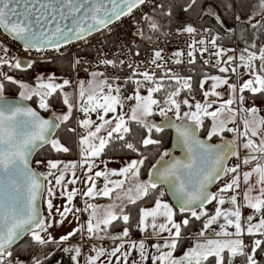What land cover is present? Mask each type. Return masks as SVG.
<instances>
[{
	"label": "water",
	"instance_id": "obj_1",
	"mask_svg": "<svg viewBox=\"0 0 264 264\" xmlns=\"http://www.w3.org/2000/svg\"><path fill=\"white\" fill-rule=\"evenodd\" d=\"M146 0H0V31L24 50L81 40L107 27ZM28 69L24 59L17 63ZM264 75V60L259 63ZM57 119L42 117L23 99L0 98V251L19 243L43 221L45 180L31 163L57 133ZM170 131L165 159L149 171L177 211L194 213L207 205L229 158L230 139L211 142L198 135L194 122L164 116L155 123Z\"/></svg>",
	"mask_w": 264,
	"mask_h": 264
},
{
	"label": "trees",
	"instance_id": "obj_2",
	"mask_svg": "<svg viewBox=\"0 0 264 264\" xmlns=\"http://www.w3.org/2000/svg\"><path fill=\"white\" fill-rule=\"evenodd\" d=\"M145 23L142 26V35L145 39H152L163 35L166 30H172L175 26H191L193 28L206 26L217 34L216 42L220 43V46L226 47L235 43L252 54L257 53L264 47V0H162L158 7L149 12ZM226 63L224 64L225 66ZM29 67L26 70L20 68L13 69L10 75L11 78L2 82L0 81L3 87L2 98H17L15 93L18 90V86L15 82L24 80L26 83H30L32 72L35 70H48L56 77L59 76L68 80L71 77L70 65L68 60L65 59L54 62H43V64L32 63ZM224 70L225 73H222L220 70H217V72L224 76L228 75V70L226 68ZM192 73L190 80L191 88L187 92L192 91L198 95L199 79L204 75L209 76L211 72L206 68L196 66ZM102 75L103 73L100 74V77ZM100 87L102 85L97 86V88ZM126 89L122 93V98L127 96L129 91H132L129 85ZM176 92L177 89L172 91L174 95ZM187 92L180 91L178 94L179 97L181 96L178 107L186 111L185 115H182L184 118L180 119L183 122H186L184 119H186V115H188L187 113L190 112L192 107L191 104H193L187 99L186 103L189 105L184 104L183 98L186 97ZM243 93L251 101L256 102L257 105L264 106L262 91H258L255 94H249L248 91H243ZM259 96L263 97L262 101ZM36 100V95H32L26 102L34 106L42 117L52 116L55 118L53 113H59L60 109L63 110L64 106L66 109L67 106L65 105L64 97H61L60 92L56 90L46 96L44 103L46 107L43 110H39L36 106ZM59 107L61 108L59 109ZM152 115L153 118H156L155 114L152 113ZM73 119L74 117L69 116L58 121L57 133L52 137L47 147L35 153L34 160L31 163L32 166L37 160L74 161L77 158ZM207 119V116H203L199 123L196 124L199 127L198 135L202 138L206 136L209 127ZM125 120L128 130L120 135L117 132L113 133L106 141L107 144L103 145L99 156L100 158H106V160L132 158L136 163V173L139 179L146 178L148 180L149 171L153 168L155 162L160 161V157L163 156L165 158L167 155L166 150L171 142L170 131L168 129L158 130L155 124L149 129L139 122L137 123L130 119ZM222 134L228 139L231 138L228 132L222 131ZM207 138L211 142L221 140L216 136ZM225 176L226 172L219 179L217 185ZM213 193L207 205L202 209L194 211V213L180 212L173 208V218L178 225L179 231L178 240L175 242L176 246L173 248L174 256H179L184 250L186 237H195L202 233L203 221L213 214L215 201ZM165 195L159 185L149 184L147 189H145L144 195H141L135 201L125 203L123 209L119 210V215L115 220L101 228L100 234L107 235L104 236V240L107 243L108 240H111L110 238L115 237V242H112L113 244L111 243L109 247L115 248L120 239L124 240L129 238V236L136 235L138 231L139 211L142 208L153 207L157 199L168 201ZM260 210L261 212L264 211V205L260 207ZM43 211L45 212L44 209ZM44 212L43 221L33 232L46 225L47 219ZM261 228L260 233L244 235L245 238L249 237L253 241L258 242L255 247L251 244L244 245L242 247L244 256L238 253L233 257H229L227 253L223 252L221 264H244L245 255L249 252L254 255V260L250 264H264V223H262ZM81 236L77 231L71 237H68V240L64 243L37 244L30 237V234H27L19 243L12 245V247L5 251H0V264H10L12 261L17 264H25L29 260L32 264H76L74 256L81 250L80 245L77 243ZM91 244H93L91 241L88 242L89 246ZM6 255L7 257H5ZM215 263V256L209 255V257L203 259L198 264Z\"/></svg>",
	"mask_w": 264,
	"mask_h": 264
},
{
	"label": "crops",
	"instance_id": "obj_3",
	"mask_svg": "<svg viewBox=\"0 0 264 264\" xmlns=\"http://www.w3.org/2000/svg\"><path fill=\"white\" fill-rule=\"evenodd\" d=\"M260 51H264V47H262ZM246 54H250L248 56L250 61L246 57L243 59L240 58L233 68V71L227 69L229 74L222 76V78H226L227 81L233 83L230 96L231 99L228 98L226 104H222L216 97H210L213 101H209L199 89L198 95L201 99L200 103L204 102L209 104L206 106L208 113L204 114V116L207 115L209 119L214 122L215 120L218 121V117L223 119L217 123V127L209 129L208 134L210 137L213 133H217V131L232 133L234 135H232V139L235 143V150H239L240 153L248 155L249 157L247 158L254 161L256 160L254 155L259 152L264 153V106L261 107L254 104L248 97H245L243 94L241 95L240 92L242 89H248L251 94L259 89L264 91V75L259 70V63L261 61L256 64V59L258 58H255L254 54L252 55L249 52H246ZM248 61L251 62V65ZM249 71L251 73H249ZM90 77L91 79L85 77L84 86L87 90H89L90 87L93 90L92 92L97 91V75L90 74ZM226 86L227 85L224 84L221 91H223ZM227 91H225V94ZM232 112L233 115L236 112L237 120H234V123L227 120L225 121L223 115L228 117L227 114ZM239 112H241V114ZM239 114L244 116V121L242 119V121L239 120ZM251 116H253V122H257L256 125H254L253 122H249ZM199 121H195V123L198 124ZM127 129L128 128H122L121 132H125ZM106 141L107 140L103 139L100 142L96 156L89 155L83 159L79 158L77 160L76 158L74 161L48 160L44 163L45 173H43V177L46 186L43 197L45 199L47 192L50 191L52 202L49 203L50 205H48L47 211L44 212L47 219L46 225L30 234V237H32L37 244L64 243L68 240V237H71V235L77 231L79 235L86 237L88 241L97 240L96 232L107 223L102 224V226H95L92 221H87L85 223L84 220L81 223L73 209V199L76 195L81 196L82 203H89V208L91 209L89 212L90 215L96 204L100 206L109 204L114 196V192L119 189L122 190L128 182L127 179L131 177L134 178L136 182L135 187L139 185L141 188H145V183L141 178L139 179L136 173V163L132 158H126L118 162H115L114 159L106 160L105 158H100L101 149L104 144H107ZM90 151L91 148L86 152V155ZM88 158H90V160L92 159L90 163L86 161ZM114 162L117 163L120 168L118 174L107 172L109 171L108 168L112 169L108 164H113ZM81 164H84L85 168L88 167L89 169L86 176L81 172ZM92 164L103 167L99 175L95 174L96 169ZM74 170L77 172V191L70 192V178H72L70 174H72ZM116 176H118V179ZM88 178L94 180L96 187H88L90 195L87 197L81 192V188L84 185L83 181L88 180ZM232 185H236V180H234ZM56 187H58V189L55 191ZM213 191L215 195L213 214L203 221L202 233H200V235H198L199 238L193 242V246L189 248L185 247L179 256H174L173 254V248L176 246L175 242L178 240L179 234L178 225L173 218V205H171L169 201L157 199L153 207L142 208L139 211L138 231L136 235H132V238L129 236L131 239L127 238L120 240L113 249L101 247V244H91L88 246L89 250L86 253L81 249L75 254L74 262L76 264H198L203 259L209 257V255H213L216 260L215 264H221L223 252L227 253L229 257H233L238 253L241 255L243 247L241 236L259 232H244L243 229L253 224L249 219L250 217H247L241 230L236 227V225L241 227L240 213L246 206H249V203L244 202L241 197L243 189L241 188L239 194L234 193L235 191L230 190L229 185H225V183L221 181ZM131 192L134 193V189H132ZM133 200L134 198L132 197L129 199L119 198V204L115 209L117 210L115 218L119 215V210L123 209V205ZM56 202L58 203L56 204ZM262 205L263 204L259 205V207ZM85 207L88 208V205H85ZM43 208H45L44 203ZM89 217L90 216H88L87 220H89ZM115 218L111 222H113ZM235 218H238L237 223ZM224 226H227L230 230L226 229ZM213 242L222 243V247L217 248V246L221 245L214 246L215 243ZM250 253L251 252H249L247 256L245 255L246 258H244L247 264L251 263L249 260Z\"/></svg>",
	"mask_w": 264,
	"mask_h": 264
},
{
	"label": "rangeland",
	"instance_id": "obj_4",
	"mask_svg": "<svg viewBox=\"0 0 264 264\" xmlns=\"http://www.w3.org/2000/svg\"><path fill=\"white\" fill-rule=\"evenodd\" d=\"M189 27H191V26H189ZM234 44L235 43H232L230 46H226V47L227 48H234ZM222 47H225V46H222ZM245 50L246 49L242 48L240 56L237 57L238 60H240V58H245V57L248 58V56L250 54H246V52H248V51H245ZM253 54H254L255 58H258V59H256V64H258L259 61L264 60V51H258L257 53H253ZM228 58L229 57H227L225 59L226 62L229 61ZM65 60H68V63L70 65L69 58H66ZM248 60L250 61L249 58H248ZM226 62H224V64ZM249 63H251V62H249ZM224 68H225V65H223V67H221L219 70L222 73H225ZM233 68H234V66L230 67V70L233 71ZM88 73H90V72H88ZM99 73L101 74L102 72L99 70H96V71L90 73V74L97 75V78H96L97 79L96 80L97 86L102 85V87H100L99 89L97 88L96 89L97 91H94V92H92L93 90L90 87H89V90H87V88L84 86L85 81L78 82L77 85L74 86L72 81H71L72 80L71 77H70V80H68L67 78L63 79V77H59V76L56 77L54 74H52V72H50L48 70H44V71L35 70L34 72H32L30 83H26L24 80H18L17 82H15L16 85L18 86V90L15 93L17 98L18 99L20 98V99L27 101L29 98L32 97V95H36V97H37L36 106L39 108V110L45 109L46 106H44V103H45V98L47 95L53 93V91H55V90L60 92V95H61V97L62 96L64 97V100L66 102L65 105H67V106H66V109L64 106L63 110H61L60 109L61 107H59L60 112L55 113V114L53 113L55 118H57V120H56L57 123L59 120H63L66 117H69V116L74 117V106H75L74 102H75L76 98H77V101L79 103L86 101L89 104V111L91 112V115L89 116V118H85V120L79 122L78 126H76L77 125L76 120H75L76 117H74V119H73L75 138H76V144H77L76 145L77 160L79 158L83 159L89 155L96 156L97 155V148L99 147V144L103 139L108 140L109 137L112 136V134L115 132H117L119 135L124 133V132H121V129L127 128L126 127L127 124H125V122H126L125 119H130L131 121H135L137 123L139 122L141 124H144V126L146 128L150 129L151 127L154 126V124L156 122L158 123L161 119H163L164 116H170L174 121H180V119L184 118L182 115H185L186 111H183L182 109H180L178 107V103L181 101V96L179 97L178 94L180 91H182V92H187V91H184L183 87H180L178 82L174 83V82L167 81V82L159 83V82H156V80H149L146 83L141 82V83H137L135 86H131L129 84H122V83L116 82V80L113 77H107L104 74L100 77ZM90 74H88V75L86 74L85 77H88L91 79ZM221 75H223V74H220L217 71L214 73H210L209 76L204 75L199 79L198 86H199V90H201L204 97L205 98L207 97V99L209 101H213V99H211L210 97H214V98L216 97V99L219 100L220 102H222V104H226L228 101V98H230V96H231L233 83L230 81H227L226 78H222ZM9 78H11V77L9 76L7 79H9ZM229 79L232 80L231 78H229ZM1 82H0V98H2V96H3V94H2L3 87H2ZM224 84H226L227 86L223 91H221V88ZM128 85L130 86L132 91L131 92L129 91L127 96H124V98H122L123 97L122 93H123V91L127 90L126 87ZM176 89H177V92L174 95L172 93V91L176 90ZM225 91H227L228 93L226 92V94H225ZM243 91H245V92L248 91V93H249L248 89H242L240 94L243 93ZM258 91H262L263 97H264V91L259 89L256 92H258ZM187 93H186V97L183 98L184 104H187L186 103L187 102L186 101ZM255 93H253V94H255ZM249 94H251V93H249ZM172 95H174V96H172ZM243 95L245 97H248L247 95H245V93H243ZM233 97H234V94H233ZM259 97L261 98V101H262L263 97H261V96H259ZM248 99H249V97H248ZM190 102L193 103V104H191L192 109L190 110V112L187 113L188 115H186V116H188V117H186V119H184V120L189 122V123L194 121V123H195V121L198 122L199 120H201L203 118L204 114L208 113L206 106L209 104H206L204 102H202V103L198 102L197 103V102H194L192 100H190ZM251 102H253V101H251ZM254 104L257 105L256 102ZM187 105H189V104H187ZM258 106H261V105H258ZM261 107H263V106H261ZM152 113L155 114L154 116L156 118H153ZM235 113H234V115H233V112L227 114L228 117L223 115L224 120L225 121L226 120L231 121L234 123V120H237ZM239 113L241 114V112H239ZM240 114H239V120L244 121V116L240 115ZM252 118H253V116H251V119L249 121L250 123L253 122ZM207 120H208L207 124L209 125V127H208L207 132H206V136H205L206 138L210 137V135L208 134L209 129L213 128V127H217L218 126L217 123L222 121L223 119L222 118L220 119L218 117V121L215 120V122H214V121H211L208 117ZM256 123L253 122L254 125H256ZM112 131H114V132H112ZM220 132L217 131V133H213L212 137L216 136L220 139H223V138L228 139L222 134V132L221 133ZM110 133H112V134H110ZM232 135L233 134L230 133L231 139H232ZM235 138H237V137H235ZM90 148H91V151L86 155V152L89 151ZM92 149H94V150H92ZM166 152H167V150H166ZM235 154L242 155L243 159H246L247 162L248 161L251 162V160L247 158L249 156L240 153L239 150H235L233 155H235ZM164 156H165V154H164ZM113 159L115 160V162L119 161V159H115V158H113ZM113 159H109V160H113ZM163 159H165L163 156L160 157V160H163ZM91 160H90V158H88L86 161L88 163H90ZM38 161H40L41 164L44 166L45 165L44 163L47 162L48 160L47 161L38 160ZM115 162L113 164H108L111 166L112 169L108 168L109 171H107V172H110L112 174H118L119 173L118 171L120 170V168L118 167L117 163H115ZM92 166H94V168L96 169L95 174H97V175H99L103 170V167L96 166V164H94V165L92 164ZM81 170H82L81 172L85 176L87 175V173L89 171L88 167L85 168L84 164H81ZM70 175L72 177V178H70V183H71V185L69 186L70 192L71 191L76 192L77 191L76 188H77V184H78L77 183V172H76V170H74L72 172V174H70ZM116 178L118 179V176H116ZM127 181L128 182L126 183V185L123 187L122 190L119 189V190H116L114 192V194H113L114 196L112 197L109 204H104L102 206L96 204L95 208H93L90 215L88 214L90 216L89 220H87L88 217L85 219V223L87 221L88 222L92 221V222H94L93 224H95V226H99V225L102 226V224L111 222L115 218V216L117 215V210H115V209H116L117 205L119 204V201H118L119 198L129 199L132 197V198H134V200H136L137 198H140L141 195L145 194L144 189H147V187L150 184L149 180H147L146 178H142V181L145 183V188H141V186H139V185H137L135 187L136 182L134 181V178H132V177L127 179ZM83 183H84V185L81 188V192H83V194H85V196L88 197V195H90V193L88 192L89 191L88 187L93 186L95 188L96 187L95 182L93 179L88 178V180L83 181ZM236 186H238V184H236ZM241 188L243 189V192L241 193L242 199L244 200V202L249 203L248 204L249 206H246V208L243 209L244 213L246 214V210H248V209H252V211L258 212L259 208L261 207V206L259 207V205H261V204L264 205V162H260V161L257 162V164L254 165V167L251 170L245 171V173L242 174V179L240 180V189ZM57 189H58V187L55 188V191ZM132 189H134V191H135L134 193L131 192ZM49 192H47V194L45 196L46 198L44 199V202H43L45 205V208H43V209L45 211H47V207H48V205H50L49 203L52 202L51 201L52 196L50 195ZM53 202L55 203L54 200H53ZM57 203L58 202H56V204ZM85 205H88V209H90L89 203L88 204L84 203L83 206H85ZM236 210H237V208H236ZM262 213L264 214V211H262L261 214ZM247 217H250L249 219L252 221L253 224L250 226H247L245 229H243L244 232L245 233H247V232H253L254 233V232L259 231L258 233H260V231L262 230V228L260 230V227L262 226V223H264V218H257V216L246 215V218H244L243 222H241V219H240L241 227H239V225H236V227L241 230V228H243V226H244V222H246ZM235 220L237 223L238 218H235ZM101 231H102V229H99L96 232L97 240L96 239L91 240V242L93 244L96 243V245L101 244V247H102L104 239H105L104 236H107V235L100 234ZM32 233H34V232H32ZM130 237L132 238V236H130ZM195 237H198V236H195ZM195 237H186L185 244H186L187 240H190V238H195ZM131 238H129V239H131ZM83 239H84V241L87 240L86 237H83ZM110 239L111 240L110 241L108 240V243L106 244L105 247H109L112 242H115L114 241L115 237H112ZM247 239H251V238H249V237L242 238L241 241L244 242ZM88 242H90V241H88ZM213 243H215L214 246L222 244V243H218V242H213ZM78 245H79V243H78ZM185 247H188V244H186ZM221 247H222V245L217 246V248H221ZM109 249H113V248L109 247ZM247 254H246V256H247ZM243 256H244V254H243ZM5 257H7V255ZM249 260H250V262H252L254 260V255L252 253H250ZM10 264H17V263L12 261V263H10ZM25 264H32V263H30V260H29V261L25 262ZM244 264H247V263L245 262Z\"/></svg>",
	"mask_w": 264,
	"mask_h": 264
},
{
	"label": "built area",
	"instance_id": "obj_5",
	"mask_svg": "<svg viewBox=\"0 0 264 264\" xmlns=\"http://www.w3.org/2000/svg\"><path fill=\"white\" fill-rule=\"evenodd\" d=\"M161 1L146 0L144 4L134 8L132 12L123 14L107 27L81 40L58 44L51 48L24 50L17 41L11 40L0 31V81H5L13 69L20 68L17 65L20 59H24L30 66L32 63L43 64L69 58L71 81L74 86L84 81L88 72L99 70L122 84L135 86L149 80H156L159 83L169 81L178 82L184 91H188L194 67L206 68L214 73L223 67L227 57L229 61L225 68L236 66L242 47L235 44L234 48L220 46L216 42L217 34L206 26L199 28L175 26L172 30H166L163 35L145 39L142 35V26L146 24L149 12ZM187 99L194 102L201 100L192 91L187 93ZM74 104V117L78 126L79 122L89 118L91 112L86 101L79 103L76 98ZM254 158L256 160L247 162L242 155L232 154L222 183L229 185L230 190L239 194L242 174L251 170L257 162H264V153L259 152ZM32 169L41 174L45 173L44 166L38 160L34 162ZM234 180L238 186L232 185ZM73 209L81 222L89 216L91 210L83 206L80 195L73 199ZM246 215L264 218L260 209L258 212L248 209L246 214L242 210L241 222ZM224 227L229 229L227 226ZM242 238L245 237L241 236ZM196 239L198 237L187 240L188 248L193 246ZM78 243L83 252L89 250L88 241H84L83 236L79 238ZM106 244L107 241L104 240L102 247ZM247 244L255 247L258 242L247 239L243 246Z\"/></svg>",
	"mask_w": 264,
	"mask_h": 264
},
{
	"label": "bare ground",
	"instance_id": "obj_6",
	"mask_svg": "<svg viewBox=\"0 0 264 264\" xmlns=\"http://www.w3.org/2000/svg\"><path fill=\"white\" fill-rule=\"evenodd\" d=\"M143 31V30H142ZM143 34V33H142ZM218 40V39H217ZM220 44V43H219ZM243 59V58H242ZM70 60V59H69ZM82 223V222H81Z\"/></svg>",
	"mask_w": 264,
	"mask_h": 264
}]
</instances>
